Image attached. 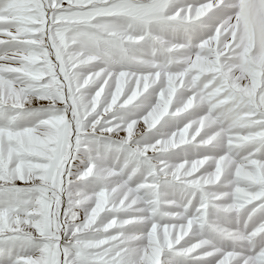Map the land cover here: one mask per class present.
Instances as JSON below:
<instances>
[{
	"label": "snow or ice",
	"instance_id": "snow-or-ice-1",
	"mask_svg": "<svg viewBox=\"0 0 264 264\" xmlns=\"http://www.w3.org/2000/svg\"><path fill=\"white\" fill-rule=\"evenodd\" d=\"M0 264H264V0H0Z\"/></svg>",
	"mask_w": 264,
	"mask_h": 264
}]
</instances>
